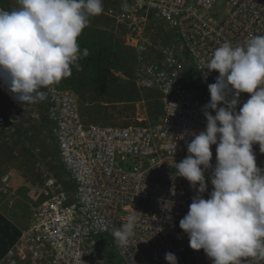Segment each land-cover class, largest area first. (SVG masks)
<instances>
[{"label": "built area", "instance_id": "1", "mask_svg": "<svg viewBox=\"0 0 264 264\" xmlns=\"http://www.w3.org/2000/svg\"><path fill=\"white\" fill-rule=\"evenodd\" d=\"M103 9L111 21L107 29L134 54V80L159 93L161 117L155 123H86L74 91L41 89L46 98L38 102L72 189L63 190L55 179L29 189L28 220L0 264H168L166 252L177 264H212L203 249L189 247L179 228L196 191L176 176L192 139L178 137L206 126L208 84L219 75L205 68L213 50L264 35V0H104ZM249 95L240 94L237 112ZM14 132L12 120L0 114V136ZM252 149L264 169V152L258 143ZM210 173L205 171V199ZM9 191L6 172L0 193ZM133 212L139 217L135 235L120 246L113 232ZM242 264H264V256L242 258Z\"/></svg>", "mask_w": 264, "mask_h": 264}, {"label": "clouds", "instance_id": "2", "mask_svg": "<svg viewBox=\"0 0 264 264\" xmlns=\"http://www.w3.org/2000/svg\"><path fill=\"white\" fill-rule=\"evenodd\" d=\"M18 7L0 9V85L20 104L42 101L43 88L81 70L78 38L90 18L102 14L103 0H16ZM83 56L88 55L84 49ZM215 70L203 106L206 126L187 143L188 155L176 163L196 195L179 228L189 247L203 249L212 264H242V258L264 256V169L258 168L252 145L264 152V35L233 46L225 41L213 50L206 67ZM241 93H248L239 111ZM222 105V106H218ZM209 109L213 110V115ZM216 145L213 166L211 146ZM211 169L208 198L205 171ZM133 212L113 232L120 246L135 235ZM168 264H177L172 252Z\"/></svg>", "mask_w": 264, "mask_h": 264}, {"label": "rangeland", "instance_id": "3", "mask_svg": "<svg viewBox=\"0 0 264 264\" xmlns=\"http://www.w3.org/2000/svg\"><path fill=\"white\" fill-rule=\"evenodd\" d=\"M17 7L16 0H0V9L11 11ZM110 23L103 14L91 17L80 35L81 40L93 44L112 43L106 30ZM113 48L119 52L122 71L111 67L116 59L111 54L103 67L94 69L80 58L81 70L77 71L73 66L71 76L54 86L75 92L81 117L86 123L128 125L157 122L162 114L159 93L136 83L131 75L132 52L129 49L117 44ZM93 95L97 98L92 99ZM0 114H5L8 121L12 120L15 131L0 136V176L7 172L11 185V191L0 193V208L6 216L18 220L17 225L22 227L30 213L27 201L31 187L40 188L48 179H55L63 190L69 192L72 182L59 166L57 148L48 133L43 106L38 101L22 105L0 85Z\"/></svg>", "mask_w": 264, "mask_h": 264}, {"label": "trees", "instance_id": "4", "mask_svg": "<svg viewBox=\"0 0 264 264\" xmlns=\"http://www.w3.org/2000/svg\"><path fill=\"white\" fill-rule=\"evenodd\" d=\"M7 10V9H6ZM106 30L109 32L107 37H110L112 43H92L88 40H81V37L78 38V44L80 46V50L83 53L84 49L88 50V55L85 57L81 53V58L83 63L86 64L90 69L101 68L105 65V60L108 55L116 56L114 63L111 64V67L122 71L120 66L119 56L117 55L119 52L117 49L113 48L114 44L122 47L123 45L120 43L119 39L115 37L107 28ZM114 42V43H113ZM126 49L132 50L126 46H123ZM132 64H131V75H132V66L134 61V54L132 52ZM133 77V75H132ZM155 90V89H154ZM156 91V90H155ZM95 95L92 96V99H96ZM161 103V102H160ZM162 113V106H161ZM20 234V229L17 225H15L11 220H9L3 213L0 212V258L3 257L6 250L14 243L17 237Z\"/></svg>", "mask_w": 264, "mask_h": 264}, {"label": "crops", "instance_id": "5", "mask_svg": "<svg viewBox=\"0 0 264 264\" xmlns=\"http://www.w3.org/2000/svg\"><path fill=\"white\" fill-rule=\"evenodd\" d=\"M0 212L1 213H3L5 216H6V214L1 210V208H0ZM9 220H11L15 225H17V221L16 220H13V219H11L10 217H8V216H6ZM19 228H21L19 225H17Z\"/></svg>", "mask_w": 264, "mask_h": 264}]
</instances>
